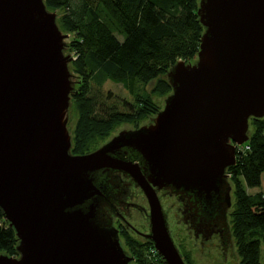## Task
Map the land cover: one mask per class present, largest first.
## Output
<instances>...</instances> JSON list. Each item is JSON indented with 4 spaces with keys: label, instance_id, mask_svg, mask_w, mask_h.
Returning <instances> with one entry per match:
<instances>
[{
    "label": "water",
    "instance_id": "1",
    "mask_svg": "<svg viewBox=\"0 0 264 264\" xmlns=\"http://www.w3.org/2000/svg\"><path fill=\"white\" fill-rule=\"evenodd\" d=\"M197 14L198 59L167 72L172 92L153 98L162 110L152 123L75 155L69 35L45 0H0V210L17 239V255L0 253V264H133L101 212L114 172L144 192L146 238L164 263L186 264L166 219L174 214L186 231L178 205L155 188L190 192L212 210L237 147L250 140V120L264 118V0H200ZM228 240L223 253H198L238 264L230 229Z\"/></svg>",
    "mask_w": 264,
    "mask_h": 264
},
{
    "label": "trees",
    "instance_id": "2",
    "mask_svg": "<svg viewBox=\"0 0 264 264\" xmlns=\"http://www.w3.org/2000/svg\"><path fill=\"white\" fill-rule=\"evenodd\" d=\"M199 1L45 0L50 11H61L60 29L74 35L70 51L76 60L71 65L79 83L71 96V110L77 118L73 153H91L121 121L144 120L155 113L150 95L137 102L139 111L126 101L122 105L125 112L108 106L110 96L97 93L93 77L122 85L131 95L140 84L156 81L155 94L169 95L167 72L179 61L190 63L198 58L205 31L197 14ZM249 137L246 146L250 149L238 153L236 165L228 170L235 201L229 224L239 264H264V201L262 193H247L261 186L264 174V118L250 120ZM131 246L138 264H165L151 242ZM16 247L15 231L0 210V253L16 256ZM145 249L152 250L156 263L142 258ZM184 253L186 264H198L192 251L185 249Z\"/></svg>",
    "mask_w": 264,
    "mask_h": 264
},
{
    "label": "flooded vegetation",
    "instance_id": "3",
    "mask_svg": "<svg viewBox=\"0 0 264 264\" xmlns=\"http://www.w3.org/2000/svg\"><path fill=\"white\" fill-rule=\"evenodd\" d=\"M155 114L156 112L154 116L148 119L147 123L138 124L128 131H135L143 126H149L152 119L157 116ZM228 175L230 177L224 186L223 193L215 201L216 204L212 210L204 202L198 201L195 195L190 192H177L174 188L162 190L155 188L159 199L161 194L175 199L178 205L176 212L180 217L178 223L186 228L187 240L192 246V249H188L193 253L198 251L197 248H200L202 253L207 251L209 247L221 250L222 253L227 250L230 229L227 220L229 211L233 207L231 205L232 189L230 191L232 175L230 173ZM107 190V197L101 207L102 216L118 232L123 248L130 254L132 243H144L139 239L150 242L146 238L151 233L148 200L142 189L136 185L134 179L121 172H114L108 176ZM228 192H230L231 203L228 199ZM138 201L146 203L144 205L138 203ZM135 211L144 216V230L139 229L133 221L132 216Z\"/></svg>",
    "mask_w": 264,
    "mask_h": 264
},
{
    "label": "rangeland",
    "instance_id": "4",
    "mask_svg": "<svg viewBox=\"0 0 264 264\" xmlns=\"http://www.w3.org/2000/svg\"><path fill=\"white\" fill-rule=\"evenodd\" d=\"M55 12L57 13L58 19H59L61 16V11L57 10ZM63 34L69 35V38L65 41V44H66L65 53H66V55L71 56L73 58V61H74V60H76V57L74 56V52L70 51V44L73 41L74 35L68 34L66 32H63ZM120 39H122V37H120ZM70 69L74 75V78L77 77L74 79L75 80V88H76V86L79 83V78H78V75L74 72L72 65H70ZM92 81H93V85L96 87V89L98 91L97 92L98 94H99V92H101L104 95L110 96L111 99H109V101L107 103L108 106H114L115 105L116 107L119 108V110L124 111V112L126 111V108L122 107L123 102H125V101L129 102L134 107L135 111H139L141 107L137 102L141 101L142 97H145L146 95H150V96H152V101H153V104L156 108L155 112L157 113V112H159V110H162V108L158 107V105L156 104V102L153 98H158L159 100L162 99V102H165V100H166L165 98H167L169 96V95L155 94L156 92H154V90H155L156 85H157L156 81H151L148 85H145V86L140 84L139 87L135 90L134 95H131L122 85L114 84L111 81L104 80L102 77L94 76ZM71 108H72V103H71ZM70 115L71 116H70V120L68 123V128H69V132H70V135L72 137V140H73L74 129H75V125L77 122V118L74 116V113L72 110L70 111ZM148 116L152 117V116H154V113L151 115H148ZM148 116H147L146 120H140V118L135 117V118H132L131 120L128 119L126 121H121L120 124L117 125L114 128V130H112V133L109 136V138L105 142H101V144L98 145L97 149L100 148L105 143H107L108 141H110L112 136L115 133L119 132L124 127L134 128L138 124L147 123V121L149 119ZM73 154H75V153H73ZM75 155H77V154H75ZM231 187H232V205L234 206V203H235L234 196H233L234 184L232 181H231ZM232 209H233V207L231 208L230 213H229V218H228L229 223H230V214L232 212ZM167 219H168V225H169L168 227H169L172 239H173L176 247L178 248L179 252L181 253L182 257H184L185 249L186 250L188 248L192 249V246L190 245L191 243H189L187 241V239H188L187 232L185 231V229L182 226L175 224V223H177V220L174 218V214H171L170 216L167 215ZM133 221L136 223V225L139 227V229L144 230V228H143L144 218L140 217L139 213H133ZM230 231H231V228H230ZM232 239H233V237H232ZM139 240H141V239H139ZM141 242L146 243L147 241L141 240ZM144 243H142V244H144ZM233 245H234V252L237 254V249L235 246L234 239H233ZM196 250H198V251H196V252L194 251L193 257L195 258V260L198 264H223V263H220V262H223L222 256L219 257L218 254H211V256L206 255V254H202V257H201L200 254L198 253L199 249H196ZM132 251H130V256L134 258L133 264H138L137 261L135 260V256L132 254L133 253ZM237 256H238V254H237ZM142 258L146 259V261H148V262H152V263L155 262L156 263L155 258H154V253L150 249H145L142 252ZM263 260H264V241L262 243V261ZM239 262H240V259L238 256V264H239ZM225 264H236V262L231 256H229Z\"/></svg>",
    "mask_w": 264,
    "mask_h": 264
},
{
    "label": "crops",
    "instance_id": "5",
    "mask_svg": "<svg viewBox=\"0 0 264 264\" xmlns=\"http://www.w3.org/2000/svg\"><path fill=\"white\" fill-rule=\"evenodd\" d=\"M247 192L249 193V195H257L264 193V174L261 177V186L255 189H248Z\"/></svg>",
    "mask_w": 264,
    "mask_h": 264
},
{
    "label": "built area",
    "instance_id": "6",
    "mask_svg": "<svg viewBox=\"0 0 264 264\" xmlns=\"http://www.w3.org/2000/svg\"><path fill=\"white\" fill-rule=\"evenodd\" d=\"M250 148H249V146H246V144L245 145H243V146H239V147H237V154L238 153H244L245 151H247V150H249ZM262 199H263V201H264V193H262ZM155 252V254L157 253L156 251H154Z\"/></svg>",
    "mask_w": 264,
    "mask_h": 264
}]
</instances>
